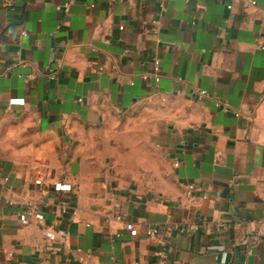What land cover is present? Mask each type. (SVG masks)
<instances>
[{
	"label": "crops",
	"instance_id": "crops-1",
	"mask_svg": "<svg viewBox=\"0 0 264 264\" xmlns=\"http://www.w3.org/2000/svg\"><path fill=\"white\" fill-rule=\"evenodd\" d=\"M261 47L264 0L0 3V264H264Z\"/></svg>",
	"mask_w": 264,
	"mask_h": 264
},
{
	"label": "built area",
	"instance_id": "built-area-1",
	"mask_svg": "<svg viewBox=\"0 0 264 264\" xmlns=\"http://www.w3.org/2000/svg\"><path fill=\"white\" fill-rule=\"evenodd\" d=\"M11 0H0V3L3 4H9ZM67 4L64 5H59L57 6V10L61 11L63 9H66ZM60 25H57V28H59ZM120 30L123 29V26L118 27ZM152 32L154 34H157L158 30L157 29H152ZM27 31L24 28L19 29L17 35H16V49L13 51V57L15 59V63L11 64L9 67L6 68L8 71L11 67L17 65L20 63V45L23 37L26 35ZM264 48V47H261ZM151 63H152V69L150 75L154 79V86L152 87V90L150 92V95H153L156 91L157 88V83L160 80V57L157 54L152 55L151 57ZM103 67H99L98 70H102ZM149 74H143L142 78L147 79ZM194 95L198 99H202L205 97H208V93L205 90L202 89H197L194 92ZM23 100L22 99H10L7 103V107H10L11 105L15 104H22ZM178 160L174 159V165H178ZM37 178L34 179V184L36 186H41L43 184L42 182V174L41 171H37ZM189 189L194 188V185L191 184L188 186ZM53 190L56 192H66V193H73L76 192V187L74 185L70 184H65V183H54L53 184ZM4 203L7 205H14L15 201L11 198L9 199H4ZM72 205L70 203V200H67V203L63 204L61 206V212L65 213L67 211H71L68 209H71ZM74 213V211H72ZM116 219L121 220V216H116ZM44 214L41 209V200L40 197H31L23 201L21 205V210L19 212V221L22 225H31L34 222L43 224L44 226V232H45V238L48 241H52L56 238V232L55 229L50 226V225H45L44 224ZM236 226H240V223H236ZM125 229L129 232V234L133 237L138 236L139 234L143 233L146 236H156L159 233V228L156 226H150V225H141L140 227H136L133 223L126 222L124 224ZM197 225H186L182 227V231L189 233V232H195L198 230ZM161 256H164V252L161 251L159 253ZM220 263L224 264L226 262V253L225 252H220Z\"/></svg>",
	"mask_w": 264,
	"mask_h": 264
}]
</instances>
